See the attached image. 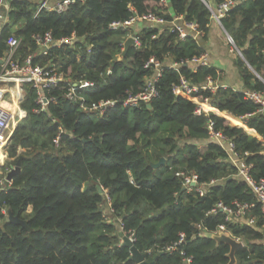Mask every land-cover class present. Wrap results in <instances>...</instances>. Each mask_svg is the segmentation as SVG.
Masks as SVG:
<instances>
[{"label": "trees", "instance_id": "trees-1", "mask_svg": "<svg viewBox=\"0 0 264 264\" xmlns=\"http://www.w3.org/2000/svg\"><path fill=\"white\" fill-rule=\"evenodd\" d=\"M167 1L168 6L160 0H77L61 14L41 13L37 18L31 15L33 5L15 4L13 21H25L17 34L30 47H23L22 54L35 49L31 34L50 30L57 38L75 31L85 38L84 44L91 45L90 51L84 45L79 50L65 48L69 59L64 60L62 51L56 49L50 61H60L59 70L71 68L74 77L94 81L93 100L113 99L117 104L108 116L91 117L62 98L65 87L58 83L46 93L57 102L34 112V90L24 88L21 107L26 117L18 122L6 147L7 157L13 158L7 164L22 155L20 171L10 189L0 194V202L32 231L0 215V264H134L128 248L121 245L116 223L122 224V231L133 233V245L153 264H186V257L191 258L188 264H226L228 245L201 235L215 232L221 224L245 243L234 253L235 264H264V212L258 205L250 211L255 216L252 224L245 218L228 222L220 211L207 214L217 202L232 206L234 201L253 203L255 198L235 176L225 151L207 142L206 129L211 119L214 129L230 138L252 164L251 176L260 179L264 178V116L256 113L255 104L242 92L230 87L172 92L179 74L168 68L169 61L190 59L203 49L191 37L180 41L175 32L164 30L151 39L155 31L143 30L138 34L140 46H130L118 59L125 31L109 30L108 24L128 19L133 11L139 15L154 12L166 20L171 18L169 11L181 14L208 34L210 12L200 0ZM221 23L230 30L243 57H235L243 87L262 90L254 72L264 76V0L240 2ZM75 51L80 52L78 62ZM150 57L164 67L156 84L158 96L150 107H122L126 91L142 90L145 79L155 73L153 65L144 67ZM107 68L110 72L103 82L100 74ZM179 71L197 86L208 75L220 76L213 67L192 72L188 65H181ZM203 98H208L215 113H193ZM58 127L64 133L54 147ZM160 157L165 162L153 168L151 163ZM179 170L195 173L199 183H216L205 187L203 196L187 193L174 174ZM3 173L4 167L0 177ZM179 233L184 234L183 242L168 251L166 247L178 240Z\"/></svg>", "mask_w": 264, "mask_h": 264}, {"label": "built area", "instance_id": "built-area-1", "mask_svg": "<svg viewBox=\"0 0 264 264\" xmlns=\"http://www.w3.org/2000/svg\"><path fill=\"white\" fill-rule=\"evenodd\" d=\"M77 0H0V162L3 158L4 149L10 142L14 127L19 121L26 117V111L21 107L25 99V87L29 86L34 90V112H40L46 109L50 103H56L55 97H47L46 93L50 88L61 83L65 87L62 98L78 106L81 112L89 114L94 118H102L108 116L109 112L116 106L117 102L113 99H99L93 100V88L96 87L94 81L86 80L83 76L74 77L72 70H59L60 61H50V55L53 50L62 51V59L68 60L69 56L65 53V48L72 50H79L84 45L87 52L90 51L91 45L84 44V37H79L75 31L68 35L54 37L50 30L42 33H34L30 35L31 43L35 45V49L22 54V48L29 46L24 45L23 38L17 33L25 28V21H13V14L16 13L15 4L25 3L33 5L32 18H37L41 13H56L61 14L65 12L68 7ZM210 12V20L215 22L224 33L227 42L231 48L239 55L240 51L235 46L230 34L221 23L228 12L240 2L245 0H223L218 4H213L210 0H200ZM162 5L168 6L167 0H160ZM171 17L169 20L164 18V15H159L154 12L137 14L132 12V15L126 20L112 21L108 24L109 30H124L125 35L122 40V51L124 41L131 37L134 45L132 47L138 48L140 46L139 32L143 30L155 31L151 34V39L156 38L158 33L164 30L175 32L177 39L184 41L191 37L196 41L203 32L196 28L193 21H188L183 15L173 14L168 12ZM143 24V26H142ZM135 27L134 31L133 28ZM264 27V24H263ZM8 31L7 35L4 34ZM120 56H118L119 59ZM76 61H80V52L75 51ZM46 60L45 62H43ZM42 62V63H40ZM149 65L155 67V73L145 79L144 88L135 93L126 91V96L121 101V106L131 108L140 104L150 105L151 101L158 96V89L156 84L161 77L164 67L155 63L154 58L150 57L144 64L147 68ZM181 65L189 66L192 72H196L199 67L202 68H216L210 62L209 55L202 49L198 55L192 56L190 59L173 61L168 63V68L174 70L179 74L177 83L172 85V92L190 94L198 89L214 91L218 88H227L225 84L218 82V77L214 78L210 75L205 77V82L201 86L192 85L188 79L180 74L179 68ZM110 72L109 68L105 70V74H100L101 80L105 81V75ZM84 75V74H83ZM255 77L263 84L262 90H248L246 88L237 89L230 87L233 91L242 92L244 98L251 101L256 106V113L264 116V76L254 72ZM90 92V93H89ZM214 112V107L208 102V98H203L202 101L194 109L195 115H201ZM250 116L247 114L246 117ZM54 121V119H53ZM208 138L219 145L226 153L228 162L235 167V176L243 180L254 195L255 202H238L234 201L232 206L224 205L217 202L214 207L207 212V214H215L217 211L222 212L226 221L246 218L250 214L251 209L258 205L261 212H264V178L254 179L251 174L252 164L248 163L244 157L236 149L234 142L222 134L220 131L214 129V122L208 119L206 123ZM64 133L61 127H58V133L53 138L52 143L54 147L59 144L60 136ZM13 165L10 166L12 168ZM7 169V168H6ZM0 177V194H5L12 185V180L6 179V173ZM175 176L181 178L182 186L187 193H192L197 196L205 194V187L216 183L215 180H210L208 183H199L198 176L190 171L179 170L174 173ZM101 189V187H99ZM102 191V189H101ZM105 203L109 206V214L113 213L110 207L109 196L104 193ZM0 215L7 218V207L3 202H0ZM122 230V224H119ZM199 227V226H198ZM122 236H127L134 241L132 232L122 231ZM224 232L230 234L225 225L221 224L217 227L215 233ZM121 239V238H120ZM184 240V234L179 233L178 240L166 247L168 251H173ZM121 242V240H120ZM183 255V252H181ZM191 258L186 257L184 261L186 264L190 262Z\"/></svg>", "mask_w": 264, "mask_h": 264}, {"label": "crops", "instance_id": "crops-1", "mask_svg": "<svg viewBox=\"0 0 264 264\" xmlns=\"http://www.w3.org/2000/svg\"><path fill=\"white\" fill-rule=\"evenodd\" d=\"M213 2V0H210ZM143 26V24H142ZM135 27L132 31H134ZM220 29L213 26L209 27L208 34L205 36H200L198 39H196L197 44H199L200 47L203 48L206 53L209 55L210 62L213 64V66H216V68L220 71V76L218 77V82L221 84H225L228 87H234L237 89H243L242 79L240 77L239 71L235 65V57H239L243 59L242 55L235 54V56H230L224 50L225 43H222ZM230 34V32H229ZM232 55V54H231ZM121 56V55H120ZM216 112V109L214 108V112ZM16 127V126H15ZM14 127V129H15ZM13 129V131H14ZM13 133V132H12ZM207 142H212L210 139ZM206 142V143H207ZM214 143V142H212ZM215 144V143H214ZM200 146H205V143L201 144ZM219 146V145H218ZM18 151H22V149H18ZM164 158V157H163ZM13 158L7 157L6 148L3 152V159L0 162V168L4 167V173L10 169L11 164H7L9 161H11ZM165 162V158H164ZM163 162V163H164ZM162 163V164H163ZM15 164V163H14ZM14 164H12L14 166ZM7 168V169H6ZM6 170V171H5ZM3 173V174H4ZM248 224H252L255 221V216L252 214L247 215L245 218ZM215 233V232H213ZM238 239V238H236ZM240 240V239H238ZM243 243V246L245 243L240 240Z\"/></svg>", "mask_w": 264, "mask_h": 264}, {"label": "water", "instance_id": "water-1", "mask_svg": "<svg viewBox=\"0 0 264 264\" xmlns=\"http://www.w3.org/2000/svg\"><path fill=\"white\" fill-rule=\"evenodd\" d=\"M226 32L229 34L230 30H227ZM133 45H134L133 39L131 37L127 38L123 43V51H122L121 57H123L125 53L127 52L128 48ZM247 67L250 70H252V68L248 64H247ZM147 107H150V105H147ZM21 158H22V155L18 157L14 166L10 168V170L6 173L7 180H12L14 175L19 173L20 166H21ZM163 162H164V158L160 157L159 160L156 163H152L151 166L153 168H157ZM98 191L101 192V189L99 187H98ZM7 220L8 222H11L13 224L23 227L25 230L29 232L32 231V229L27 225V222L21 219L18 214L13 213L11 208H7ZM201 235L203 237L211 238L212 240L216 242V244H219V243L227 244L229 247V250L226 254V257L228 258V262L226 264L236 263V258H235L234 253L237 249L243 247V243L240 240L234 238L231 234L224 233V232H218V233L203 232ZM121 245L128 248L130 252V259L133 261L134 264H153V262H148L146 260L145 254L140 253L133 245V241L130 240L127 236L121 237Z\"/></svg>", "mask_w": 264, "mask_h": 264}, {"label": "rangeland", "instance_id": "rangeland-1", "mask_svg": "<svg viewBox=\"0 0 264 264\" xmlns=\"http://www.w3.org/2000/svg\"><path fill=\"white\" fill-rule=\"evenodd\" d=\"M213 26H215V27H217V28H219L218 27V25L215 23V22H213V21H210V24H209V27H213ZM220 29V34H222L221 35V39H222V43H225V46H224V50L230 55V56H235V54H238L235 50H233L232 48H231V45L227 42V39H226V37H225V35H224V33L222 32V30H221V28H219ZM232 54V55H231ZM119 59H121V56L119 57ZM200 147H203V146H200ZM3 159V158H2ZM152 164V163H151ZM2 168V167H1ZM1 168H0V170H1ZM107 211H108V209H107ZM116 226H117V228H118V232H120L119 234H121L120 235V237H122V235H123V232H122V230H121V226L119 225V223H116ZM121 240V239H120Z\"/></svg>", "mask_w": 264, "mask_h": 264}]
</instances>
